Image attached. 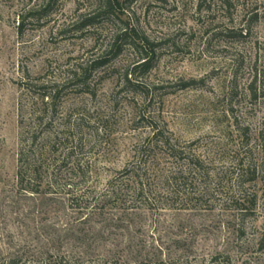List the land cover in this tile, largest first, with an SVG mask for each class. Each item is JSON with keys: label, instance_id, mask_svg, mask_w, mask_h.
<instances>
[{"label": "rangeland", "instance_id": "374dc122", "mask_svg": "<svg viewBox=\"0 0 264 264\" xmlns=\"http://www.w3.org/2000/svg\"><path fill=\"white\" fill-rule=\"evenodd\" d=\"M101 4L0 0V264H264V0Z\"/></svg>", "mask_w": 264, "mask_h": 264}, {"label": "trees", "instance_id": "16d2710c", "mask_svg": "<svg viewBox=\"0 0 264 264\" xmlns=\"http://www.w3.org/2000/svg\"><path fill=\"white\" fill-rule=\"evenodd\" d=\"M101 3L102 4L100 6L103 7L102 11L105 13H110V12H113L112 10L113 5L118 4V0H101ZM93 18L94 17L88 18L86 22L84 23V25L92 24ZM113 45L114 44L109 46L110 51L108 50L107 52L105 51L106 56H101L93 61V65H92L93 67L101 66L105 62H107V56H108L107 54L111 52V50L113 49ZM86 70L84 69V71ZM45 97H47V95H45ZM172 149L173 148L171 147V150ZM39 158H40V153L38 151L36 152V150L34 149H31V146H30V150L26 153L22 147L19 150L18 158H17V181H18L20 189L24 191L32 192V193H36V192L38 193L42 191L40 189V185H32L30 181H25L26 174L31 173V174H34L35 176L39 174L38 173ZM15 263H16V260L11 259L10 261H8L7 264H15Z\"/></svg>", "mask_w": 264, "mask_h": 264}]
</instances>
